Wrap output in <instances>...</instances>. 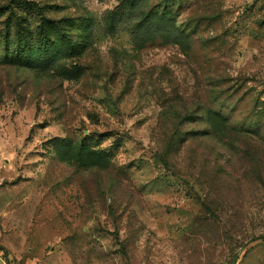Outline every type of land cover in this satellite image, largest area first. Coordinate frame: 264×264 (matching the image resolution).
<instances>
[{
  "label": "rangeland",
  "instance_id": "obj_1",
  "mask_svg": "<svg viewBox=\"0 0 264 264\" xmlns=\"http://www.w3.org/2000/svg\"><path fill=\"white\" fill-rule=\"evenodd\" d=\"M0 8L88 26L50 70L0 65V264H264V0Z\"/></svg>",
  "mask_w": 264,
  "mask_h": 264
},
{
  "label": "trees",
  "instance_id": "obj_2",
  "mask_svg": "<svg viewBox=\"0 0 264 264\" xmlns=\"http://www.w3.org/2000/svg\"><path fill=\"white\" fill-rule=\"evenodd\" d=\"M0 12H3V8H0ZM15 25H7L0 30V65L50 70L60 58L77 57L88 43L85 34L88 26L85 25H77L78 33L75 34L69 28L68 21L62 23L44 18L38 34L26 30L21 24ZM221 118L226 122L225 117L221 115ZM211 133L202 134L205 136ZM238 134L244 136L243 133ZM217 135L222 139L227 136L224 130ZM179 137V140H183L181 135Z\"/></svg>",
  "mask_w": 264,
  "mask_h": 264
}]
</instances>
